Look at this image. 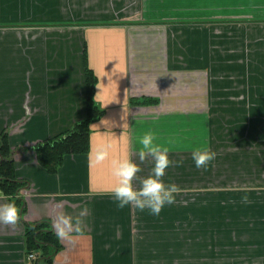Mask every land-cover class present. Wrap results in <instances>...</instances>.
Here are the masks:
<instances>
[{
	"label": "crops",
	"instance_id": "0c3cea01",
	"mask_svg": "<svg viewBox=\"0 0 264 264\" xmlns=\"http://www.w3.org/2000/svg\"><path fill=\"white\" fill-rule=\"evenodd\" d=\"M88 69L90 146L111 143L109 161L90 166L89 146L49 171L36 147L88 118ZM148 130L183 161L166 170L180 191L158 216L108 191L113 158L149 175L152 158L137 155ZM4 139L20 186L0 185V204L23 219L0 224V264H181L185 241L190 264H264V0H0ZM195 148L217 154L206 170ZM85 208L78 239L34 245L30 227L54 233L58 211Z\"/></svg>",
	"mask_w": 264,
	"mask_h": 264
},
{
	"label": "clouds",
	"instance_id": "9594fccd",
	"mask_svg": "<svg viewBox=\"0 0 264 264\" xmlns=\"http://www.w3.org/2000/svg\"><path fill=\"white\" fill-rule=\"evenodd\" d=\"M157 139L158 137L151 130L137 137L139 161L143 163L151 157L154 162L149 175L144 178L138 177L142 168L130 156L125 155L110 160L113 184L108 191L119 209L133 206L140 211L147 209L152 215L158 216L166 205L175 203L180 188L174 183L166 184L163 178L167 169L173 164L179 167L183 161L171 160L169 148L158 144ZM111 148L112 144L109 142H98L90 146V166L103 165L109 161ZM216 155L210 148H195L191 153L195 167L205 170L216 160ZM137 180L138 188L133 183ZM86 213V208L76 217L58 211L51 224L56 238L61 241H72L82 236L84 232L82 217ZM22 219L21 209L15 202L0 204V224L15 228Z\"/></svg>",
	"mask_w": 264,
	"mask_h": 264
},
{
	"label": "trees",
	"instance_id": "16d2710c",
	"mask_svg": "<svg viewBox=\"0 0 264 264\" xmlns=\"http://www.w3.org/2000/svg\"><path fill=\"white\" fill-rule=\"evenodd\" d=\"M96 76L88 69V87H89V116L86 120L77 123L74 128L65 134L59 135L45 143L39 144L36 149L40 162L46 166L49 171H56L58 166L62 163L64 156L67 153H84L89 150V124L92 118L95 117L96 106L91 100V93L96 83ZM98 115V113H97ZM0 154L3 157L0 162V185L16 193L19 189L20 183L15 179L13 174V161L9 157V147L4 139V143L0 146ZM43 224L35 227H30L28 233L34 245L39 249H44L47 244L54 243L58 247L57 240L54 233L50 230L42 229ZM47 250L44 251L46 254Z\"/></svg>",
	"mask_w": 264,
	"mask_h": 264
},
{
	"label": "rangeland",
	"instance_id": "374dc122",
	"mask_svg": "<svg viewBox=\"0 0 264 264\" xmlns=\"http://www.w3.org/2000/svg\"><path fill=\"white\" fill-rule=\"evenodd\" d=\"M221 156H222V154H221ZM185 188H188V187H184V189ZM189 197H190L189 191L183 190L182 200H181V201H183V204H186L185 202L189 201V199H190ZM187 221H189V218L186 217L183 221V223H184L183 230H184V228L187 227L185 229V231H187V232H184V237L187 236V234H185V233H188L190 231V229H189L190 225L188 224ZM188 235H189V233H188ZM185 243H186V245L184 244V249H182V256H181V262L182 263L181 264H190V262H192V260H194V256L196 258V255L192 254L190 247H189V244L186 241H185Z\"/></svg>",
	"mask_w": 264,
	"mask_h": 264
},
{
	"label": "built area",
	"instance_id": "2783aa9c",
	"mask_svg": "<svg viewBox=\"0 0 264 264\" xmlns=\"http://www.w3.org/2000/svg\"><path fill=\"white\" fill-rule=\"evenodd\" d=\"M29 258H37V255L34 253V252H31L29 255H28Z\"/></svg>",
	"mask_w": 264,
	"mask_h": 264
},
{
	"label": "water",
	"instance_id": "95a60500",
	"mask_svg": "<svg viewBox=\"0 0 264 264\" xmlns=\"http://www.w3.org/2000/svg\"><path fill=\"white\" fill-rule=\"evenodd\" d=\"M3 159V157H1V160Z\"/></svg>",
	"mask_w": 264,
	"mask_h": 264
}]
</instances>
